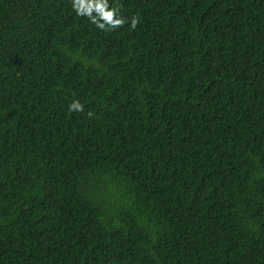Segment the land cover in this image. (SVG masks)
Returning a JSON list of instances; mask_svg holds the SVG:
<instances>
[{
	"label": "trees",
	"instance_id": "1",
	"mask_svg": "<svg viewBox=\"0 0 264 264\" xmlns=\"http://www.w3.org/2000/svg\"><path fill=\"white\" fill-rule=\"evenodd\" d=\"M108 4L0 0V264H264V0Z\"/></svg>",
	"mask_w": 264,
	"mask_h": 264
},
{
	"label": "clouds",
	"instance_id": "2",
	"mask_svg": "<svg viewBox=\"0 0 264 264\" xmlns=\"http://www.w3.org/2000/svg\"><path fill=\"white\" fill-rule=\"evenodd\" d=\"M72 7L77 15L88 16L92 23L105 31L122 27L128 22L126 17L117 15L120 11V6L109 7L108 0H72ZM93 12L96 13L95 16ZM137 23L138 17L133 16L131 18V28L135 29ZM74 111H83V104L79 100H73L69 104V112ZM88 115L91 117L92 113L89 112Z\"/></svg>",
	"mask_w": 264,
	"mask_h": 264
}]
</instances>
